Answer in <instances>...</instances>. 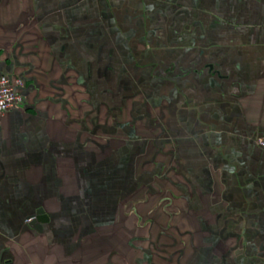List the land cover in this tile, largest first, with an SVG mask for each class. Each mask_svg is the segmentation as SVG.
Masks as SVG:
<instances>
[{
  "label": "crops",
  "instance_id": "1",
  "mask_svg": "<svg viewBox=\"0 0 264 264\" xmlns=\"http://www.w3.org/2000/svg\"><path fill=\"white\" fill-rule=\"evenodd\" d=\"M12 76L0 264H264V0H0Z\"/></svg>",
  "mask_w": 264,
  "mask_h": 264
},
{
  "label": "built area",
  "instance_id": "2",
  "mask_svg": "<svg viewBox=\"0 0 264 264\" xmlns=\"http://www.w3.org/2000/svg\"><path fill=\"white\" fill-rule=\"evenodd\" d=\"M24 87L25 82L20 77H0V114L12 111L23 103ZM257 144L264 150V136L257 139Z\"/></svg>",
  "mask_w": 264,
  "mask_h": 264
},
{
  "label": "water",
  "instance_id": "3",
  "mask_svg": "<svg viewBox=\"0 0 264 264\" xmlns=\"http://www.w3.org/2000/svg\"><path fill=\"white\" fill-rule=\"evenodd\" d=\"M30 226L37 232H42V226L44 224V218L42 216L41 211L37 212L36 215L29 219Z\"/></svg>",
  "mask_w": 264,
  "mask_h": 264
}]
</instances>
